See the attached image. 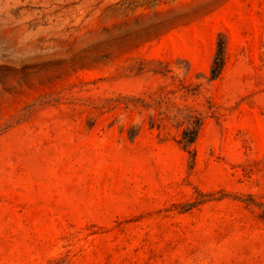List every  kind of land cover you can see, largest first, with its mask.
Wrapping results in <instances>:
<instances>
[{"label": "rangeland", "instance_id": "rangeland-1", "mask_svg": "<svg viewBox=\"0 0 264 264\" xmlns=\"http://www.w3.org/2000/svg\"><path fill=\"white\" fill-rule=\"evenodd\" d=\"M0 264H264V0H0Z\"/></svg>", "mask_w": 264, "mask_h": 264}, {"label": "trees", "instance_id": "trees-1", "mask_svg": "<svg viewBox=\"0 0 264 264\" xmlns=\"http://www.w3.org/2000/svg\"><path fill=\"white\" fill-rule=\"evenodd\" d=\"M222 65H223V42L220 41L218 44L217 57L215 59L214 66L211 69L212 78H215L218 76V74L221 71ZM182 140H183L184 144H188L194 140V137L191 135H188V136L185 135V136H183Z\"/></svg>", "mask_w": 264, "mask_h": 264}]
</instances>
